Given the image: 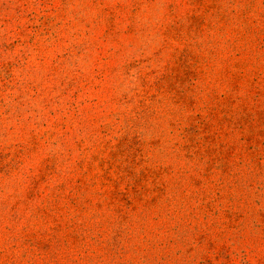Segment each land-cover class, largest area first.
Instances as JSON below:
<instances>
[{"label": "rangeland", "instance_id": "374dc122", "mask_svg": "<svg viewBox=\"0 0 264 264\" xmlns=\"http://www.w3.org/2000/svg\"><path fill=\"white\" fill-rule=\"evenodd\" d=\"M0 264H264V0H0Z\"/></svg>", "mask_w": 264, "mask_h": 264}]
</instances>
